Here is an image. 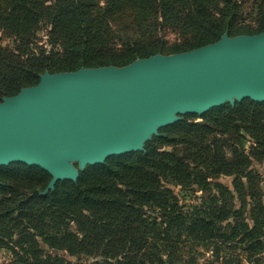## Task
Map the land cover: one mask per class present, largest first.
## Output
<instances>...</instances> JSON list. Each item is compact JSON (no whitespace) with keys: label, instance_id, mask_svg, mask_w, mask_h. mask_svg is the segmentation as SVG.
Returning a JSON list of instances; mask_svg holds the SVG:
<instances>
[{"label":"trees","instance_id":"1","mask_svg":"<svg viewBox=\"0 0 264 264\" xmlns=\"http://www.w3.org/2000/svg\"><path fill=\"white\" fill-rule=\"evenodd\" d=\"M225 32L263 33L264 0H0V102L46 72L121 68ZM49 181L0 167L6 264H264V103L186 115L42 195Z\"/></svg>","mask_w":264,"mask_h":264},{"label":"water","instance_id":"2","mask_svg":"<svg viewBox=\"0 0 264 264\" xmlns=\"http://www.w3.org/2000/svg\"><path fill=\"white\" fill-rule=\"evenodd\" d=\"M264 103V32L229 37L121 67L39 76L0 102V167L35 166L75 183L87 166L143 152L158 131L185 115L242 100Z\"/></svg>","mask_w":264,"mask_h":264},{"label":"rangeland","instance_id":"3","mask_svg":"<svg viewBox=\"0 0 264 264\" xmlns=\"http://www.w3.org/2000/svg\"><path fill=\"white\" fill-rule=\"evenodd\" d=\"M45 31L42 30L41 32H39L37 34V37H38V41H37V44L38 45H41V44H44L45 43V39L46 37L44 36V33ZM167 38H168V41L169 43H174L175 42V39H176V36L174 34H171V33H168L167 34ZM3 43L6 44L8 43V40L7 39H4L3 38ZM186 116V115H185ZM184 117V116H182ZM152 139V138H151ZM225 182L229 183L230 182V178H226L225 179ZM199 195V194H197ZM184 198V202L186 204L190 203L191 202V198H189V196H184L182 197ZM207 255H205L204 257H206ZM67 259L71 260L72 262H77V261H81L83 262V264H92V260L91 259H88V258H85V257H79V258H70L68 256H66ZM204 259V258H203ZM9 260V255L6 251H0V264H6V262Z\"/></svg>","mask_w":264,"mask_h":264}]
</instances>
